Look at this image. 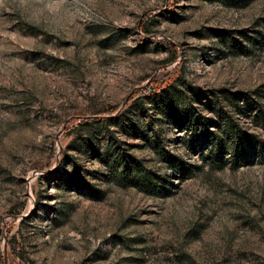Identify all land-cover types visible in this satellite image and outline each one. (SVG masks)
<instances>
[{"label":"rangeland","instance_id":"1","mask_svg":"<svg viewBox=\"0 0 264 264\" xmlns=\"http://www.w3.org/2000/svg\"><path fill=\"white\" fill-rule=\"evenodd\" d=\"M263 154L264 0H0V264H264Z\"/></svg>","mask_w":264,"mask_h":264},{"label":"trees","instance_id":"2","mask_svg":"<svg viewBox=\"0 0 264 264\" xmlns=\"http://www.w3.org/2000/svg\"><path fill=\"white\" fill-rule=\"evenodd\" d=\"M172 87L171 83H166L160 87H158L157 89L153 90V93H159L161 91H167ZM171 94V96H173L172 92H169ZM175 97V95H174ZM173 97V99H175ZM223 129H224V133L226 134L228 140L230 142L233 143L234 147L232 149V151H230V162L232 165L234 166H239L241 164H245L247 162L250 161L252 154L251 151L253 150L254 153H256L258 155V147L255 146V142L252 139V135H244L243 132H241L240 128L238 127V125L230 118L227 117L224 120L223 123ZM214 139L216 141H214ZM213 141L211 142L212 144H214V156L210 157V162L212 164H216L217 161L220 162V158L222 153H224V146H222V142H221V137H217L214 136ZM251 149V150H250ZM264 155V154H263ZM223 165H219V168H222ZM187 171V169H184L183 167H180L179 172L183 175L185 174V172ZM147 174H151L149 171L145 170L142 173H140L138 171V169H136V173L134 174V178L139 180L140 182H142V185L146 186L143 187L144 190L146 191H150L149 187H151L152 185L151 183V179L149 178V176ZM142 189V190H143Z\"/></svg>","mask_w":264,"mask_h":264}]
</instances>
